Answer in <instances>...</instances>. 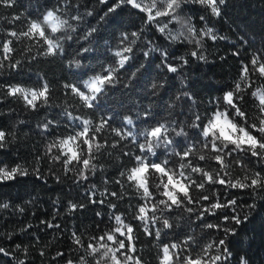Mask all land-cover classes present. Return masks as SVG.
<instances>
[{
	"label": "snow or ice",
	"instance_id": "1",
	"mask_svg": "<svg viewBox=\"0 0 264 264\" xmlns=\"http://www.w3.org/2000/svg\"><path fill=\"white\" fill-rule=\"evenodd\" d=\"M99 3L107 4L108 0H99ZM189 3L200 5L211 16L219 17L226 0H116L107 8L104 16L116 12L121 6H131L144 14L146 24H155L156 30L170 43L193 44L190 57L203 61L206 57L201 54V49L205 39L215 41L226 37H218L214 28L208 26L204 15L199 18L205 22L204 26L197 29L193 18L181 12L182 7ZM16 4L17 0H0L2 8L12 9ZM78 8L79 5L73 4V0H58L57 5L46 9L36 18L11 16L7 21L9 24L23 19L24 26L20 31L14 28L0 31V75L5 70L21 71L25 59L18 57L27 58V54L33 53V49L36 52L31 55V60L38 56H65V42L73 40L78 25L85 20L84 15L72 11ZM86 15L92 16L93 12L87 11ZM173 22L180 25V30L175 34L169 27ZM96 31L95 27H89L77 40L83 39L91 43L90 38ZM143 34V28L130 34L122 33L119 46L113 51L112 63L79 84L64 83V95L76 97L79 106L91 110L94 115L100 98L119 83L118 74L134 59V46L137 41L143 40ZM22 41L25 42V47L21 51L14 45ZM90 51L87 46L77 49L75 55L68 60V67L80 68L83 60L78 57L86 58ZM153 52L160 53L161 65L169 73H177L180 67L189 63L183 56L172 57L168 51L148 39L143 56L148 58ZM234 55H239V52ZM172 59H178L181 63L176 65L172 63ZM141 67L143 65L137 66L136 71ZM131 75L134 77L135 72ZM257 79L261 83L257 84ZM157 86V83L151 85L153 89ZM159 86L163 87V83ZM5 87V96L22 100L32 111L52 106V91L46 80L36 88L21 85ZM220 91V96L208 101L213 108L206 117L202 118L200 113L192 111L186 121L177 122L182 115L177 113L165 122L147 123L151 111L148 109L143 113L146 121L143 127L138 126L131 116L123 120L127 127H113L111 117L101 116L93 121L65 108V123L72 131L46 144L43 156L37 157V160L47 158L52 166L49 172L56 182L61 179L55 171V166L58 165L65 176L73 173V182L80 184L97 174L99 166L95 161L101 158L106 149H117L122 141H127L135 146L136 151L129 148L122 151V155L131 157L134 166L121 171L120 178L114 183L121 188L127 185L141 201L135 206L129 220L123 213H118L117 205L111 202L123 200V194L105 189L100 193L101 198L96 199V191L90 189L87 193L88 202L106 206L112 211L108 216V225L99 234H92L85 240V233L71 232V241L80 252L76 264H146L138 254L140 249L136 244L134 222H139L144 234L157 242L158 264H230L231 252L226 238L235 235V226L244 223L248 216L247 213L241 216L238 211L241 206L237 199L227 196L220 189L247 190L254 199H264V49L253 53L247 63L242 62L240 75L233 86ZM246 96L253 101L252 112L248 111ZM182 97L195 103L194 97L187 91L177 95L175 99L180 101ZM54 126L55 120H47L39 125L43 133H49ZM138 127L139 131H136ZM189 129L195 131L190 134ZM107 133L114 134L118 139L109 143ZM14 138L13 131L0 128V150L6 149ZM161 149L164 150L160 153L162 159L158 156ZM249 164L254 167L250 168ZM234 167L241 169V175L233 177ZM32 174L37 179H44L39 168L34 169ZM29 175L28 168L20 164L11 167L0 164V183ZM44 182L47 183V180ZM91 187L95 189L96 186L93 184ZM10 207L8 203H0V209L7 210ZM84 207V204L71 201L68 204L69 213ZM247 207L251 210L256 204L252 203ZM222 210L231 213L222 215L223 226L207 222L206 217H216ZM16 211L23 213L25 210L17 208ZM96 215L102 217L100 212ZM193 218L203 221L204 229L222 231L224 237L206 244L201 243L195 256L192 255V246L197 243L194 235H187L180 242H161L162 235H168L181 219L191 222ZM55 220L56 217L53 216L52 220H42L40 223L48 229H60L61 225L55 223ZM229 224L233 226L230 227ZM32 227L33 225L28 224L20 232L30 235L29 229ZM7 238L11 240L12 235L9 234ZM15 251L27 254L28 250L21 244H15ZM44 254L40 253L41 256ZM0 255L18 259L13 251L3 246H0ZM60 257L64 258L62 264H74V260L68 259L64 252L57 251L55 258ZM19 264L26 262L19 260ZM240 264L248 262L242 257Z\"/></svg>",
	"mask_w": 264,
	"mask_h": 264
},
{
	"label": "trees",
	"instance_id": "2",
	"mask_svg": "<svg viewBox=\"0 0 264 264\" xmlns=\"http://www.w3.org/2000/svg\"><path fill=\"white\" fill-rule=\"evenodd\" d=\"M116 0H108L107 4L99 3V0H73V4L79 5L78 9H72L84 15L85 20L78 25V31L73 34L72 41L65 42V56L43 57L38 56L35 60L30 57L36 52L28 53L21 71H4L0 75V128L6 131H13L15 138L4 150H0V164L9 167L20 164L28 168L30 175L17 177L13 181L0 183V203H8L11 207L7 210L0 209V246L13 251L18 259L0 255V264H19L24 260L26 264H62L63 257L55 258L57 251L64 252L68 259L80 255L79 250L72 243L70 235L72 231L85 233V240L92 234H99L108 225V216L111 209L98 204L88 202L87 193L89 190L96 191V199L101 198L100 193L107 189L109 192L117 191L124 195L123 200H112L117 205L116 211L123 213L129 220L135 211V206L141 203L138 195L125 185L121 188L114 181L120 178V172L134 166L131 157L122 155V151L129 148L136 151L135 146L127 141H122L117 149L108 148L101 158L95 163L99 170L89 181L76 184L73 182L74 174L64 175L63 169L55 166L56 175L60 176V182H56L50 174L52 167L47 158L37 160L43 156L46 144L56 137L67 135L72 131L67 127L65 108L75 114H83L85 117L96 121L101 116L111 117L113 127H127L123 120L131 116L136 124L143 127L146 121L143 118L145 110L150 109L147 123L165 122L172 119L177 113H181L179 120H187L188 114L192 111L201 114L202 118L210 114L213 105L208 101L221 95V89H228L233 86L240 75L241 64L247 63L253 53L264 49V0H226L221 8L219 17L211 16L206 9L197 4H186L181 12L185 16L193 18L197 29L204 26L199 18L205 16L208 26L215 30L218 37L212 41L205 39L201 54L206 60H198L190 57L189 53L194 45L178 42H169L156 30L155 24L145 23L144 14L131 6L124 5L104 16L107 8ZM58 0H17L12 9L0 7V31L14 28L22 30L23 19L15 24L7 21L11 16L36 18L46 9L57 5ZM87 11H92V16H87ZM101 17H104L101 19ZM95 27L97 29L91 43L86 40H77L83 33ZM175 34L180 30V25L173 22L169 25ZM144 29L143 40L137 41L134 46V59L129 61L118 74L120 81L111 87L103 95L95 110L83 109L74 96H65L62 85L64 83H81L93 74L100 73L102 68L112 63L113 51L119 46L122 33H131ZM2 38V37H0ZM151 39L159 48L168 51L172 57L188 59L189 63L180 67L177 73H169L161 65L159 52L150 53L148 58L143 56L145 42ZM18 50H23L25 42L14 45ZM82 46L91 49L85 57H78L83 60L80 68H69L68 60L71 59L76 50ZM239 52V55L234 53ZM172 63L179 65L178 59H172ZM143 65L139 71L137 66ZM135 72V76L131 75ZM46 80L52 91V106L41 107L32 111L25 106L22 100L5 96L6 85H21L26 88L39 87L41 82ZM157 83V88L151 87ZM163 83V87L159 85ZM261 83L257 79V84ZM189 92L195 99V103L183 98L177 101L175 97L182 92ZM248 111L252 112L253 101L246 96ZM175 106V107H173ZM47 120H55L56 126L49 133H43L39 127ZM21 121L23 123H21ZM139 131V127L136 129ZM195 131L189 129L190 134ZM109 143L116 139L114 134L107 133ZM126 146V147H125ZM164 150L158 152V156ZM249 167L254 165L249 164ZM259 170V166H255ZM39 168L44 179H37L34 169ZM233 177L241 175V169L234 167ZM47 180V183L44 182ZM105 180L108 182L105 183ZM95 184V189L92 185ZM227 196L237 199L238 209L241 216L247 213V220L235 226L236 234L226 238L227 246L231 252L230 264H240L241 258H245L248 264H264V199H255L247 190L220 189ZM84 204L82 210L69 213V202ZM255 203L256 207L249 210L248 205ZM131 205V207H129ZM17 208H24V212L16 211ZM102 213V217L96 215ZM231 214L227 210L217 213L216 217H206L207 222L221 224L222 215ZM186 215V214H185ZM55 216V223L61 225L60 229H48L40 222L52 220ZM217 217H221L218 219ZM28 224L33 225L28 233H21L20 229ZM137 237L136 244L139 255L146 264H158L157 242L154 238L146 236L139 222H134ZM203 221L191 222L181 219L176 223L175 228L168 234L162 235L161 242H180L187 235H194L197 243L192 246V255L199 251L201 243H208L224 237L222 231H212L202 227ZM199 225V226H198ZM229 226H233L229 224ZM12 235L9 240L8 235ZM15 244H21L27 248V254L15 251ZM41 252L45 254L40 255Z\"/></svg>",
	"mask_w": 264,
	"mask_h": 264
}]
</instances>
